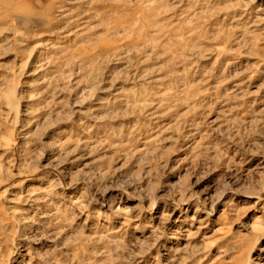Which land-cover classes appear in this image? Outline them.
I'll use <instances>...</instances> for the list:
<instances>
[{
  "label": "rangeland",
  "instance_id": "obj_1",
  "mask_svg": "<svg viewBox=\"0 0 264 264\" xmlns=\"http://www.w3.org/2000/svg\"><path fill=\"white\" fill-rule=\"evenodd\" d=\"M263 206L264 0H0V264H264Z\"/></svg>",
  "mask_w": 264,
  "mask_h": 264
},
{
  "label": "bare ground",
  "instance_id": "obj_2",
  "mask_svg": "<svg viewBox=\"0 0 264 264\" xmlns=\"http://www.w3.org/2000/svg\"><path fill=\"white\" fill-rule=\"evenodd\" d=\"M42 46L41 43H37L34 48H36L38 50V48H40ZM14 99V98H13ZM9 104H12L11 102ZM9 136V134H8ZM10 138V137H9ZM252 232L254 233V235L256 236V238L259 240H264V206L262 207V212L260 214L257 215L256 219L254 220V222L252 223V227H251ZM223 240L226 239V241H229L228 235L224 236L222 238ZM238 247H240L239 245H233L232 249L234 250L235 248L238 249ZM250 247V246H249ZM228 248V247H227ZM251 248H249L250 251ZM238 251V250H237ZM239 252V251H238ZM241 253V252H240ZM230 256V255H229ZM206 254H203V256H200L199 258V262H202L203 260H205ZM232 256H230V258H232ZM229 262V261H226ZM225 263V262H224Z\"/></svg>",
  "mask_w": 264,
  "mask_h": 264
}]
</instances>
